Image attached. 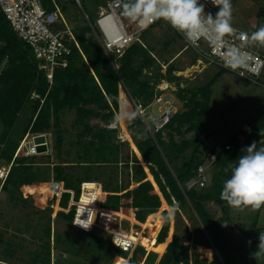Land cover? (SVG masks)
<instances>
[{"label": "trees", "instance_id": "1", "mask_svg": "<svg viewBox=\"0 0 264 264\" xmlns=\"http://www.w3.org/2000/svg\"><path fill=\"white\" fill-rule=\"evenodd\" d=\"M57 1L59 2V0ZM43 3L48 10L54 8L52 0H43ZM62 8L67 13V8L64 5ZM263 15L264 9H261L258 16ZM91 31L92 28L87 22L84 26L75 27L74 35L82 53L72 42L69 65L67 68L56 70L54 83L51 86L45 73L39 69L38 61L31 47L15 34L4 13L0 10V121L3 128V132L0 134V166L3 160L11 164L1 193H8L12 198H15L18 193L21 195L19 198L26 203L27 200L22 198L25 188L34 186V189H39L38 184L42 186L50 183V173L45 168H41L42 166H38L37 162L26 159V157L32 159L33 155L23 158L16 155L27 134H44L52 128L55 129L56 135L54 148L60 155L63 145L60 115L63 110L76 108L80 120L87 121L91 117H100L101 115L96 109L84 108L85 105H94L100 110H108L107 114L101 116L112 122L116 112L120 109L121 92L124 91L127 94V100L132 105L133 110L136 111L137 104L133 103L132 96L142 99L141 106L143 108H146L153 99L154 88L149 89V83L142 79L143 69L155 63V58L151 54L152 50L144 48L138 42L132 43L123 55L115 57V60L120 63L117 68L109 60V56L112 54L105 51L101 42L96 40L95 36L87 37ZM137 61L138 63H136ZM168 71L169 74H172L175 69L169 65ZM223 73L225 70L221 69L208 84L193 91L191 97L188 98L189 101L185 103L188 108L187 111L172 113L171 119L162 129L157 130L155 125L154 133L151 134L150 128L143 125L146 117L143 118L140 114L128 124L131 137L137 146H135L136 153L138 152L137 155L141 163L143 159L148 164L150 174L155 181L154 184L139 164L138 158L134 161L133 166L136 169L133 174V184L138 185L134 189H130V185L126 188H122L120 185L109 188L108 184L99 181L98 177L92 176V173L89 172L92 169L89 168L91 166L119 165L121 163L119 161V148L106 143L104 140L105 136L114 132L112 128H101L95 132V136L99 138L98 144L95 146L92 140L87 141L88 146L85 148L84 154L79 153V160L73 162L74 164L71 165L72 162H60L53 167V180L65 184L66 191L64 192L74 190L75 197L78 199L82 182H100L103 190L108 193L106 201L102 204L103 208L116 213H132L135 221L142 223V225L146 224L145 228L149 230L148 237L143 236V234H136L137 232L134 230L132 234L128 235L130 238L138 239L149 251L157 253L163 252L164 244H166V252L157 264H240L244 258L242 246L236 243L232 229L226 227L229 219L216 220L207 208L209 203H215L219 206L227 204L220 198V191L224 180L230 176L231 166L242 153L238 136H233L230 144L226 145L228 149L224 147L219 152L214 149L205 159H201V142L193 144L192 140L185 139L177 142L173 135H170L168 141L163 138L165 129L179 134L186 126L187 132L195 130L198 134H204L209 130L210 126L207 121L210 114L212 87ZM164 79L166 78L161 76L160 80ZM169 79L172 80V78ZM247 82L250 84L249 81ZM128 90L132 92L129 91L130 94H128ZM33 94L38 95V98H33ZM29 103L33 106L32 120L26 127L19 129L20 132L17 134L18 120ZM248 121L247 129L245 128L241 134L245 135L248 141H255L257 147L264 146V109L251 116ZM122 122L126 126L127 121L122 120ZM85 128L86 132H93L88 124H85ZM135 130L143 137L138 138ZM191 146L194 147L191 154L184 156L181 165H177L176 159ZM231 146H233L232 149ZM108 149L112 150L111 154L107 151ZM213 156H215L214 161H212ZM210 162L209 169L216 168L211 180V188L207 189L210 186L209 183L206 188L187 190L186 183L191 178L196 177L198 168L203 164H210ZM73 167L82 169L81 175L75 176L73 173L75 168ZM1 174L0 172V176ZM154 185H158L161 194L171 205L173 199L176 200L180 208L184 209H189V202L191 203L199 217L194 234L187 233L182 237L175 234L169 243L171 238L168 237L167 240L166 238L170 229V218L165 219L168 212L164 210L162 212L164 224L158 235L163 222L161 214L148 221L162 207L161 196ZM34 198L32 201H36ZM70 198L69 193L63 195L59 204L61 209H68ZM262 208L264 205L259 209ZM68 212H58V217L66 219L70 225H73L74 210ZM42 231L46 238L42 246L43 252L37 251L31 264H51L50 215L48 216V226L46 225ZM90 236L92 242L99 249L109 251L111 245L106 240L97 236ZM21 239L23 242L27 241L24 238ZM66 240L69 243H74L70 239ZM63 241L61 235L56 233L54 244L61 246ZM192 244L201 245L198 252L207 261L213 260V253L215 252L214 260L209 263L199 258L192 260L190 258ZM8 245L7 252L0 253V264H11L4 259H8L17 253L18 248L17 250H10L12 245ZM18 247L24 250V245ZM114 247L118 254L125 255V258L117 259L115 264L121 260H126L128 253L116 246ZM67 252H73L72 246L67 249ZM146 253L140 245L128 264H141L138 261V256L139 254L145 256ZM156 262L157 254L149 252L144 264H156Z\"/></svg>", "mask_w": 264, "mask_h": 264}, {"label": "rangeland", "instance_id": "2", "mask_svg": "<svg viewBox=\"0 0 264 264\" xmlns=\"http://www.w3.org/2000/svg\"><path fill=\"white\" fill-rule=\"evenodd\" d=\"M74 1L77 0H59L61 5L67 8L68 18L72 22L71 25L80 27L84 26L86 23L85 15H87L96 26L99 10L102 7H106V2L108 0H79V3H74ZM231 3L233 12L232 25H234L235 28L238 27L239 30L251 33L256 30V27L264 24V15L258 17L260 9H264V0H231ZM218 10L219 8L214 12L216 13ZM121 17L125 24L130 25V27L127 28V32H134L136 24L125 17L123 13H121ZM254 22L255 26H252ZM58 29H62V27ZM91 35L95 36L96 40L100 42V38L94 31L88 33L87 37ZM66 38L70 43V39L67 36ZM136 42L144 48L152 50L151 54L155 58V63L149 67H145L142 73V79L149 83L148 88H154L153 99L146 108H143L141 106V103H143L142 99L132 96L133 103L137 104L136 109L138 114H140L141 117H146V121H143V125L146 127L148 126L152 134L155 129L154 122L156 117L159 118L164 115L165 112L172 111L174 113H183L187 111L188 108L185 106V103L189 101L188 98L191 97L192 92L208 84L221 69L206 60H201L202 65H198L197 58L200 57V55L192 48H189L178 32L162 19L147 31L139 34ZM256 46L262 49L261 45L256 44ZM107 53L112 54L109 56V60L118 68L120 63L118 60H115V57H120L121 55L115 52ZM136 63H138V61ZM169 65L173 66L175 69L172 74H169ZM161 76H164L166 79L168 78V80L164 79L161 81ZM169 78H172V80ZM242 88L246 89L244 93H241ZM149 89L147 90L149 91ZM129 91L131 90H128V94H130ZM126 96L127 94L124 91L120 93V109L116 114L125 107L129 110H133ZM253 97L255 99L252 100ZM199 99H201V97H199ZM86 107L96 109L102 116L108 113V110H100L94 105H85L84 108ZM263 109L264 86L251 82L249 84L243 78L225 71L212 87L210 114L207 121L210 126L209 130L204 134H198L195 130L187 132L186 126L182 129V133L179 134L175 131L165 129L163 138L165 141H168L170 135H173L177 142L183 139L192 140L193 144L201 142V159L207 158L209 153L214 149H216L217 152L221 151L227 144H230V140H232L235 135L238 136L237 138L240 141L241 149H244L253 142L248 141V138L241 134V132L245 128L247 129L246 124L249 122L248 119L260 113ZM101 115L100 117H91L85 121L82 119L80 120L76 108L63 110L60 115V127L63 135L61 154L59 155L57 149L54 148L56 135L55 129L52 128L49 132L44 133L49 142L48 149L43 152H37L32 159L26 157L29 161L37 162L38 166H42L41 168H45L50 173V183L42 186L38 184L39 189H34V186L32 188H25L22 198L27 200L26 203L19 198L21 195L18 193L15 198H12L8 193L0 192V253L4 251L7 252V248L9 247L8 244L12 245L10 250H17L18 248L17 253L4 260L11 264H31L34 254L37 251L43 252L42 246L46 238L42 230L46 225L48 226L49 215L51 217L52 232L51 264H115L117 259L125 258L124 254H118L108 233L99 230L83 232L76 229L73 225H70L66 219L59 218L58 212H69L65 209L58 211L59 208H57V205L60 204L62 199H58V196L54 195L50 189L51 182L54 179V165L60 162H72L71 165L74 164L73 162L79 160L78 154H84V150L88 146L86 143L87 141L92 140L95 146L98 144L99 138L95 136V132H98L101 128L114 129V132L105 136L104 140L106 143L119 148V161H121V163L119 165L102 164L100 166H91L89 168L92 169H90L89 172L92 173V176H96L99 178V181L108 184L109 188L116 185L126 188L130 185V189H134L138 185L133 186V174L136 171L133 166L135 164L134 161L138 158L139 164L149 177V168L147 170L144 167L146 165L143 166L141 164V160L137 155L138 152L136 153L137 146L133 138H131L130 141H126L127 139L124 140L125 143L122 142L123 140L121 137H123V133L125 132L124 127H126V130L131 134L128 128L130 122L127 121L126 126L124 122H120L118 125L114 126L109 119ZM32 117L33 106L29 103L18 120L16 127L17 134L20 132L19 129H23L30 123ZM85 124H88L93 129V132H86ZM2 132L3 128L0 121V134ZM135 134L138 138L143 137L140 136L141 134L137 131ZM30 140L31 139H28L27 142ZM232 148L233 146H231V149ZM193 149V146L188 148L182 155H179L180 157L176 159L175 163L181 165L183 157L190 155ZM226 149H228V147H226ZM107 151L110 154L112 153L110 149ZM26 155V150L23 148L19 156L23 158ZM0 168L10 171L11 164L3 160ZM73 168H75L73 170L75 176L81 175L82 169L79 167ZM215 171L216 168H211L207 171L210 183L207 189L212 186L211 180ZM4 181L5 178L0 177V191L4 185ZM158 193L162 199V207L159 212L163 219L158 235L164 224L162 215L164 210H167V212L170 210L174 211V215L170 218V229L166 238V240L168 237L171 238L170 241H168L169 243L173 240L175 234H178L180 237L187 233L194 234L197 229L199 217L195 213L191 203L189 202V209L180 208L175 199H173V204L171 205L165 200L161 192L158 191ZM33 198L36 201H32ZM207 208L209 213L216 220L224 218L229 219L226 227L232 229L236 243L243 248L244 258L240 264H264V251H261L258 247L260 232H264V208L251 209L245 207L236 209L228 204L219 206L215 203L207 204ZM117 213L125 215L126 218L122 219L116 213H113V217L111 218L112 227H122L128 234H132L134 230L137 232L136 234H143L145 237L149 236V230L146 229L142 223L127 218L131 217L134 219L132 213ZM56 233L60 234L64 240L61 246L54 244V236ZM90 235L106 240L109 245H111L109 251H102L99 249L97 245L92 242ZM21 238L27 241L23 242ZM66 239H70L74 243H69ZM140 244L147 252L145 256L139 254L138 261H140L141 264L145 263L146 256L149 252L157 254L156 264L162 259L166 252L165 250L163 254H159L155 251H149L142 243ZM20 245L22 247L24 245V250L18 247ZM71 246L73 252L69 253L67 249ZM191 246L190 258L192 260L194 258H199L208 263L214 260L215 252L213 253V260L207 261L198 252V248L201 245L195 246L192 244ZM119 262H122V260Z\"/></svg>", "mask_w": 264, "mask_h": 264}, {"label": "built area", "instance_id": "3", "mask_svg": "<svg viewBox=\"0 0 264 264\" xmlns=\"http://www.w3.org/2000/svg\"><path fill=\"white\" fill-rule=\"evenodd\" d=\"M202 2L205 4V12H210L214 15L213 10L218 5H215L212 0H202ZM52 5L54 9L48 10L43 0H0V10L4 13L15 34L31 47L38 61L39 69L45 73L48 83L51 86L54 83L56 70L59 68H67L69 65V57L72 54V42H74L75 46L82 53L74 35L75 27L71 25V22H69V19L56 0H52ZM121 9L122 0L108 1L107 6L100 11L96 19V26L92 25L88 16H86L87 22L101 34L100 41L105 51L115 52L120 55L138 38L139 34L146 31L158 21H154L147 28L143 29L136 25L137 29L134 32L128 33L127 28L130 25L124 23V20L119 14ZM59 27H62V29H58ZM241 32L246 31L234 28V31L225 38V41L227 47L243 46L252 54L254 70L246 71L244 76L239 74L240 70H232L224 65L220 58L224 50L223 47L217 48L213 52L207 39H201L196 45H192L185 40L181 33L178 32V34L185 40L189 48L196 51L207 62L213 63L217 67L253 84L263 85L264 49L259 50L255 43L249 44L247 41L241 40ZM66 36L70 39V43L67 41ZM171 117L172 115L169 112H165L160 118H155L154 123L156 129H162ZM37 136L39 135L27 134L20 144L17 155L23 148L26 150V156H32L37 154L38 146H49L48 141L39 145L36 144L35 137ZM28 139L31 140L27 142ZM121 139L123 141L125 140L123 137ZM214 160L215 157H212V161ZM210 165L211 163L203 164L198 168L196 177L191 178L186 183L187 190L193 188L202 189L209 185L207 171ZM0 172L2 173L0 177L6 179L9 171L0 168ZM91 183L94 184V187L88 186ZM60 184L64 186L63 183L53 180L50 185L51 191L54 195L58 196V199H61L65 193H68L63 192L60 195L56 188ZM80 189L81 193L78 199H76L74 191L69 192L71 194L69 211L74 210L73 226L83 232L99 230L108 233L116 247L124 252H128L126 259V264H128L135 250L141 245L140 241L131 239L122 227H112L111 218L113 217V213L116 212L102 207V204L106 201L107 194L103 191L101 183L94 181L82 182ZM71 200L75 201L73 205L70 204ZM90 213L92 214L94 222L89 228L85 229L81 225L76 224L81 219H87Z\"/></svg>", "mask_w": 264, "mask_h": 264}, {"label": "clouds", "instance_id": "4", "mask_svg": "<svg viewBox=\"0 0 264 264\" xmlns=\"http://www.w3.org/2000/svg\"><path fill=\"white\" fill-rule=\"evenodd\" d=\"M108 1L106 2V6ZM76 2L79 3V1ZM212 2L218 5L214 8L213 12L219 8L216 13L214 12V15L210 12H205V4L202 0H122V9L119 11V14L121 15L123 12L125 17L138 25L141 29L147 28L154 21L162 19L169 23L177 32L181 33L185 40L192 45H196L201 39H207L213 52H215L217 48H224L220 57L224 65L232 70H240L239 74L244 76L246 71L254 70L252 54L243 46L227 47L225 41V38L231 34L235 28L232 25L233 12L231 0H212ZM57 3H59L62 8L61 3L58 1ZM103 8L104 7L100 8L99 13ZM64 13L68 18L69 16L67 13ZM86 16L87 15H85V22H87ZM90 22L92 25H95L91 20ZM89 26L100 38L101 35L98 31L90 24ZM137 39L132 43L136 42ZM240 39L247 41L249 44L256 43L264 45V24L256 27V30L251 33L241 32ZM199 60H204V58L200 56L197 62H199ZM33 98H38V95L33 94ZM172 113L174 112H169L171 115ZM137 116L138 112L136 110H129L125 107L113 117L112 124L114 126L118 125L122 120L132 122ZM143 118H145V116H143ZM38 135L45 136V134ZM46 141L48 140L46 139ZM19 155L20 153L17 156ZM105 193L108 195L107 192ZM220 198L226 201L229 206L236 209L245 207L259 209L264 205V146L257 147V143L254 141L252 144L242 149L241 155L231 166L230 176L223 182ZM173 215L174 211L170 210L165 219H169ZM93 222L94 220L90 213L87 219H81L76 224L87 229ZM259 241L258 247L261 251H264V232H260Z\"/></svg>", "mask_w": 264, "mask_h": 264}, {"label": "crops", "instance_id": "5", "mask_svg": "<svg viewBox=\"0 0 264 264\" xmlns=\"http://www.w3.org/2000/svg\"><path fill=\"white\" fill-rule=\"evenodd\" d=\"M217 9H218V8H217ZM260 10H261V9H260ZM258 17H259V16H258ZM255 20H256V19H255ZM256 22H257V20H256ZM254 24H255V22L252 24V26H255ZM256 24H257V23H256ZM233 27H235V26L233 25ZM236 28H238V27H236ZM258 45H259V44H258ZM261 46H262V49H263V45H261ZM263 85H264V76H263ZM242 90H243V91H242ZM244 90H246V89H245V88H242V89H241V93H244ZM251 91H252V90H251ZM253 99H255V98L253 97L252 100H253ZM255 101H256V100H255ZM124 130H125V133L128 132V131L126 130V127H125ZM128 133H129V132H128ZM129 134H130V133H129ZM130 135H131V134H130ZM130 135H129V136H130ZM130 137H131V136H130ZM131 138H132V137H131ZM131 138H130V140H131ZM141 164H142V163H141ZM142 165H143V164H142ZM143 166H144V165H143ZM144 167L148 170V166H147V164H146V166H144ZM148 171H149V170H148ZM149 179H151V181H152L153 184H154L155 181H154V179L152 178V175L150 174V172H149ZM134 185H137V184H133V186H134ZM154 186H155V185H154ZM155 187H156V189L160 192L158 185H156ZM62 189H63V190H62V192H60V195H61V193H63L64 191H66V190H65V187H64L63 185H62ZM69 191L72 192V190H69ZM74 202H75L74 200H71L70 204L73 205ZM55 208H56V207H55ZM57 208H59V210L61 209V207H60L59 204L57 205ZM59 210H58V211H59ZM58 211H57V212H58ZM66 211H69V210L67 209ZM117 215L120 216L121 218H126V216L123 215V214H121V213H119V214L117 213ZM159 215H160V212L155 213L154 215H152V216L148 219V221H151L153 218H155V217H157V216H159ZM127 218H128L129 220L135 221V220H134L133 218H131V217H127ZM132 221H131V222H132ZM136 222H137V221H136ZM138 223H139V222H138ZM143 226L146 227V224H144ZM131 239H133V238H131ZM135 240H136V241H139L138 239H135ZM164 246H165V249H164L163 252H159L160 254H163V253L165 252V250H166V244H164ZM122 261H123V260H122ZM118 264H120V262H119Z\"/></svg>", "mask_w": 264, "mask_h": 264}, {"label": "bare ground", "instance_id": "6", "mask_svg": "<svg viewBox=\"0 0 264 264\" xmlns=\"http://www.w3.org/2000/svg\"><path fill=\"white\" fill-rule=\"evenodd\" d=\"M198 63H199L198 65H202L201 60H199ZM187 70H188V69H187ZM187 75H189V74H187ZM167 85H168V84H167ZM170 87H171V86H170ZM138 94H139V93H138ZM141 98H142V97H141ZM120 122H122V121H120ZM122 125H123V124H122ZM123 127H124V126H123ZM124 129H125V127H124ZM123 138H124L125 140L127 139L126 141H130V138H131V137L129 136V133H128V132H126V133L124 132V133H123ZM142 164H143V165H146V163L144 162L143 159H142ZM88 186H89V187H94V184L91 183V184H88ZM56 188H57V190H58L59 193L62 192V190H63V189H62V184L57 185ZM126 263H127V260H123L122 262H120V264H126Z\"/></svg>", "mask_w": 264, "mask_h": 264}, {"label": "water", "instance_id": "7", "mask_svg": "<svg viewBox=\"0 0 264 264\" xmlns=\"http://www.w3.org/2000/svg\"><path fill=\"white\" fill-rule=\"evenodd\" d=\"M46 141V137L45 136H37L35 137V143L36 144H41L44 143ZM48 148L46 147V145H41L37 147V151L38 152H43L46 151Z\"/></svg>", "mask_w": 264, "mask_h": 264}]
</instances>
